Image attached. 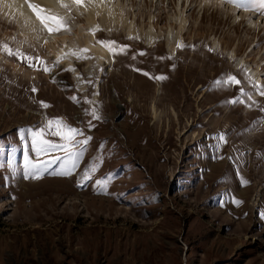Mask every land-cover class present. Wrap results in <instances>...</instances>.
<instances>
[{"label":"rangeland","instance_id":"rangeland-1","mask_svg":"<svg viewBox=\"0 0 264 264\" xmlns=\"http://www.w3.org/2000/svg\"><path fill=\"white\" fill-rule=\"evenodd\" d=\"M180 1L183 12L177 0H146L135 9L138 28L152 14L157 29L172 15H184L185 33L173 34L196 50L175 49V61L155 59L172 54L159 33H148L149 43L144 33L128 40L115 25L96 36L148 55L133 61L129 52L80 81L74 80L75 72L57 69L52 75L63 85L0 51L6 59L0 61V162L5 164L0 169V264H264V112L222 104L237 88L209 90L221 74L243 79L242 70L264 84V15L223 0ZM13 26L0 21V42L36 54ZM36 51L53 60L47 49ZM7 61L29 75L15 72ZM133 64L168 79L149 80L129 67ZM88 79L95 87L84 82ZM33 84L38 93L26 91ZM74 94L95 101L101 117L88 133L93 141L78 173L24 180L17 129L40 125L45 116L86 127L87 105L70 100ZM253 99L264 106V97L253 93ZM39 100L51 107L41 108L34 102ZM220 132L228 139L220 151L225 158L213 159L214 141L206 137ZM12 149L21 169L15 176L7 168ZM101 156L93 182L114 174L111 195L94 194L91 183L83 190L75 186L83 168L99 163ZM241 177L250 183L241 186ZM233 196L243 203H231Z\"/></svg>","mask_w":264,"mask_h":264},{"label":"snow or ice","instance_id":"snow-or-ice-1","mask_svg":"<svg viewBox=\"0 0 264 264\" xmlns=\"http://www.w3.org/2000/svg\"><path fill=\"white\" fill-rule=\"evenodd\" d=\"M53 3L59 6L62 10L56 11L52 8L45 7L41 4L34 2V0H0V12L7 9L5 19L9 25H19L24 29H28L33 34L34 43H29V47L33 48L36 54H30L22 51L20 48L13 49L7 43L0 42V51L6 53L8 57H15L21 64H26L28 68L36 72H43L46 75L51 76L52 83H60L55 75H52L57 69L61 72H76V69L72 66L67 68H61V64L64 60L74 58L77 61H85L93 59L88 53L89 48H80L75 45L69 47V43L65 41L63 44L57 39L58 36H75V31L72 27L77 15L83 17L86 12L94 11L97 18L101 17L105 12L108 17L115 24L117 15L121 18V27H123V20L125 17V8L129 4L130 0H52ZM141 0H137L139 4ZM155 2V0H153ZM206 3H211V0H205ZM223 2L232 4L238 10L255 11L260 15H264V0H223ZM180 3V0H177ZM117 5H121L120 11L116 12ZM29 10V15H26L24 8ZM15 9V12L12 10ZM128 23H132L131 20ZM155 31V28L152 29ZM105 31L99 24L86 29L87 34H91L94 38V42L100 45L112 57L114 63L119 56H126L129 52H132L131 46L121 44L116 40L109 39H95L97 33ZM107 31H113V28L107 29ZM128 40H139L138 35H129ZM155 43V41H153ZM48 45L56 47V52L53 54L51 51L48 55H54L52 61L46 60L42 57L36 49L46 48ZM207 51L212 53L216 49L206 46ZM190 49L196 50V45H187L183 41L176 43L177 51H184ZM148 55L143 50L132 52L131 59L136 61L138 57ZM157 61H175V53L155 57ZM131 69L141 75L147 77L154 82H164L168 79L165 74H153L145 71L135 64L129 65ZM176 64H171V70H175ZM104 71L103 68L100 69ZM2 71V69H0ZM243 79L238 78L237 75L232 73L221 74L215 80L211 82L209 90H224L237 88V94L231 99L222 101V104H242L245 107L251 108L255 106L259 108L261 112H264V106L258 101L253 99V93L264 97V84H261L258 80H254L248 75L247 70L241 71ZM35 79V77H33ZM77 79H82L79 75ZM89 85L95 87L93 81L88 79L84 81ZM247 84L248 88L244 85ZM251 89V90H248ZM35 94L39 89L33 84L30 89H26ZM93 95H99L98 91H94ZM246 98V99H245ZM74 103L84 104L87 107L83 108L84 115L89 117L86 122V127H74L66 123L63 118L47 116L44 117L42 123L37 126L21 127L17 129V138L19 140L18 147L22 148V178L24 180H42L45 176L70 178L78 173L81 162L83 161L90 143L93 141V136L88 134L92 129L96 127L94 121H99L97 109L95 107V101L91 98L78 97L72 95L69 97ZM40 105L41 108L47 109L51 105L43 100L34 101ZM264 123V120H262ZM214 141L210 147L215 150L213 159H224L225 157L220 155V151L224 145L228 143L227 134L224 132L217 133L210 137H206ZM104 147L103 143L100 145ZM15 149L8 151L7 168L12 170L13 176H15L21 169L15 167ZM235 151V150H234ZM243 153H239L242 156ZM260 155V154H258ZM230 161L233 160V156L227 157ZM99 163L93 162L84 167L82 172L77 177L75 186L83 190L91 183L92 191L96 195H111L109 192L110 185L115 179L114 174L109 173L101 179H96L93 182L94 174L97 172L100 164L103 163L104 157L98 158ZM5 164L0 162V169H4ZM241 179V186H247L250 182L243 177ZM231 203L237 207L240 206L243 201L236 199L234 196L230 198ZM225 200L221 201V206H224ZM260 217L264 220V211L260 212Z\"/></svg>","mask_w":264,"mask_h":264},{"label":"bare ground","instance_id":"bare-ground-1","mask_svg":"<svg viewBox=\"0 0 264 264\" xmlns=\"http://www.w3.org/2000/svg\"><path fill=\"white\" fill-rule=\"evenodd\" d=\"M152 4L154 3L153 0H149ZM34 2L41 4L45 7L52 8L56 11H60L62 13V10L59 8L58 5L52 2V0H34ZM146 2V0H141L140 3ZM183 1H180L178 4V8L181 9L184 6ZM136 4L137 0H130L129 4L125 8V17L123 20V31L128 37L129 35H137L136 33H144L143 39L149 43V35L148 33H159L158 38H163L165 40V44L167 45V51L169 53H174L176 49V43H177V37L173 33H185L187 29V20L183 17L184 15L179 16H171L168 18L167 23H165L164 26H161L159 29L156 28L157 26V21L155 19V14H152L151 16H148L145 18L144 21L140 24L143 28H138V22H139V17L138 13H136ZM205 5V4H204ZM121 5H117L116 7V12L118 13L120 11ZM189 5H187V8ZM136 9V10H135ZM24 12L26 15H29V10L25 7ZM7 9H5L3 12H0V21L5 19V14L7 13ZM15 12V9L12 10ZM183 12V11H182ZM131 14L130 20L132 23H128L129 20H127V15ZM133 17V20H132ZM8 22V21H7ZM237 23V21H235ZM99 24L102 28L105 29L104 32H109L107 29L111 28L113 25L115 27H121V18L119 15H117L115 24H113V21L108 17L107 13L105 12L104 14L101 15V17L97 18L94 14V11H88L85 13L83 17H80L77 15V18L72 25L74 31H75V36H58L57 39L60 41L61 44H63L65 41L69 43V47H73V45L80 47V48H89V55L93 57V59L85 60V61H77L74 58L64 60L61 65L65 66H72L76 67V72L74 75V80L75 81H80V79H77V76L79 75L80 77L86 76L88 78H93L96 74V70L99 68L103 67H108L114 65L112 62V57L110 54L107 52L106 49L101 47L100 45L95 44L94 38L91 34L86 33V29L91 28L92 26ZM137 25V26H136ZM149 25V28H148ZM235 25V24H234ZM13 27L19 29V33L21 34V38L34 43L33 41V34L31 33L30 30L24 29L20 27L19 25H14ZM155 28V31L152 29ZM116 30V29H115ZM95 39H99V37H95ZM45 49L51 51L53 54L56 52V47L53 45H48ZM50 59H54V55H49ZM6 60L4 56L0 54V61ZM9 62V61H7ZM13 65V69L15 72H23L25 76H28V71L26 72L23 70V67L20 64H17L15 62H9ZM84 66L83 71L80 69L79 66ZM22 74V73H21ZM36 78V77H35ZM154 112L156 111L155 106L153 107ZM156 115V114H155Z\"/></svg>","mask_w":264,"mask_h":264}]
</instances>
